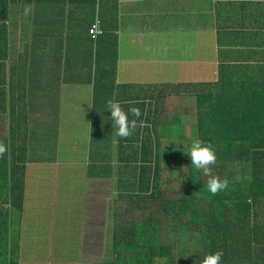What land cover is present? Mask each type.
Wrapping results in <instances>:
<instances>
[{"label":"crops","instance_id":"crops-1","mask_svg":"<svg viewBox=\"0 0 264 264\" xmlns=\"http://www.w3.org/2000/svg\"><path fill=\"white\" fill-rule=\"evenodd\" d=\"M96 21L103 33L94 39L89 30ZM113 51L115 84H104L114 97L126 100L125 111L138 107L149 113L155 108L161 111L160 129L170 116V123L185 128L197 123L193 113L198 93L220 107L221 97H235L233 117L252 110L264 137V114H259L264 113V102L254 100L250 107L240 98L259 90L257 96H264V88L228 86L264 82V0H0V141L8 146L0 158L4 264L20 260L31 214L28 194L39 169L44 188L63 176L64 199H70L65 192L74 189L79 209L70 210L69 203L65 207L69 215L82 217L83 239L88 240L83 234L88 236L90 227L95 232L102 220L103 238L112 244L117 223L130 222L131 211L146 206L120 197L132 190L126 171L130 153L126 151L121 164L110 111L98 110L109 113L106 124L92 115L94 84L89 79L96 77L98 56L102 68L111 63ZM172 85L179 86L177 95L166 93ZM142 103L146 105L140 107ZM170 104L174 114L166 115ZM63 160H81L84 169L62 170L58 165ZM81 173L84 181L79 184ZM22 174L23 208L16 209L11 192L20 188ZM51 200L57 208L51 215L60 216L61 202ZM91 239L89 246L94 245Z\"/></svg>","mask_w":264,"mask_h":264},{"label":"trees","instance_id":"trees-1","mask_svg":"<svg viewBox=\"0 0 264 264\" xmlns=\"http://www.w3.org/2000/svg\"><path fill=\"white\" fill-rule=\"evenodd\" d=\"M112 54L111 63L102 68L98 56L96 77L89 79V83L94 84L93 105L97 111L92 115L102 124H106L111 113L105 108L108 99L114 98L123 108L129 106L124 98L114 97L109 84H104L107 81H111L112 86L115 84L117 59L114 51ZM228 86L264 88V82L239 81L230 82ZM178 88L172 85L166 93L177 95ZM261 92L240 98L251 107L254 100L259 104L264 102V96H257ZM234 98L221 97L224 105L220 107L218 102L206 101L198 93L193 113L197 123L185 127L188 134L182 131L178 137L180 143L169 151L162 144V132L157 131L161 111L152 109L148 113L142 108L140 119L144 118L145 126L128 139L119 138L117 148L121 164L126 151L130 153L126 171L132 180V190L120 197L131 202L142 201L146 206L135 207L130 222L117 223L115 240L107 244L111 249L106 251L105 259L91 264H201L207 254L217 250L224 253L222 264H264V137L256 126V118L251 116L252 110L238 113L241 118L233 117ZM104 109L110 112H98ZM228 109L231 110L228 112ZM169 123L165 128L175 127V123ZM194 139L214 146L217 162L213 174L229 179L228 190L215 196L208 193V177L193 168L187 153ZM21 167L16 169L24 173ZM165 167L177 168L170 185L174 196L162 187ZM119 168L124 171L123 166ZM23 183L22 174L20 188L15 187L11 192L16 209L23 208ZM2 257L4 262L6 253L0 256V264H4ZM15 260L13 258L11 264H19Z\"/></svg>","mask_w":264,"mask_h":264},{"label":"rangeland","instance_id":"rangeland-1","mask_svg":"<svg viewBox=\"0 0 264 264\" xmlns=\"http://www.w3.org/2000/svg\"><path fill=\"white\" fill-rule=\"evenodd\" d=\"M143 70L144 67L142 64L141 72H143ZM85 99L87 101L90 100L89 94L85 96ZM144 105H146V103H144ZM167 107L168 109L165 111L166 115H171V113L174 114L173 105L170 104ZM103 111H106V109ZM109 121L110 123H113L112 118L109 119ZM165 125L168 126V123ZM187 130L188 129L184 127H181V129H178L177 127H167L162 129L159 128L157 131L160 133L162 132L161 135L166 136L164 141H162V144L164 145V149H168L167 151H169L176 147L174 144L180 143L181 139L178 138L180 135L179 133L184 131V134H186ZM193 131H195V129H193ZM165 141L167 142L164 143ZM66 142H68V140H66ZM71 145H73V143H71ZM63 162L64 164L58 165L62 170L73 171L75 169L77 172H82V169H84L81 166V164H83L81 160L76 161L74 164L72 161L63 160ZM42 166L43 165H38V167L41 168ZM100 170L101 173H105L104 168H101ZM176 174L177 168L175 170H170V168L165 167L162 170V187L163 189H167L171 196H174L175 194V192L170 189L171 180ZM42 177L45 178L43 176V171L39 169L37 177H35L33 181V184L35 185L33 191H30L28 194L29 199H27V202L28 205L31 206V214H28L26 217V232L23 235L25 240L23 239L22 241V251L19 253L20 260L18 261V257H15V261L20 264H89L104 260V254L110 249V247L107 246L109 240L107 241L103 238V231H101V227L105 224L102 223V220L96 222L97 225H95V228L98 227V229L95 232H92L90 227L89 232H87L89 233L88 236L83 234L88 240L83 239L81 234L82 230L84 231L82 217L77 213L69 215L68 207H65L69 203L71 204L69 206L70 210L79 209L77 203L81 201L73 199L74 189L67 190L65 194L70 196V199H64L62 187L63 176L57 180H52V184L46 188H44L45 183L44 181L42 182ZM79 177L80 181L78 183L82 184L84 181L82 173ZM70 178L71 177H68V182ZM75 179H77V177ZM55 183H57V185H55ZM74 183L76 184L77 181L74 180ZM54 198H58V202H61L60 216L51 215L52 210H57V208L53 206L51 200ZM32 210L37 211L36 215H33ZM29 215L31 216L29 217ZM98 237L99 239L96 241V238ZM91 238H94L93 246H89L92 242ZM49 241L51 242L49 243ZM84 247H86V250L83 254L82 251ZM1 261L3 262V259Z\"/></svg>","mask_w":264,"mask_h":264},{"label":"clouds","instance_id":"clouds-1","mask_svg":"<svg viewBox=\"0 0 264 264\" xmlns=\"http://www.w3.org/2000/svg\"><path fill=\"white\" fill-rule=\"evenodd\" d=\"M91 107V105H89ZM106 109L111 111L112 126H114V135L120 139H128L133 136L138 129L145 126V121L140 119L141 110L138 107H131L127 111L121 106V103L114 98L106 102ZM129 114L132 119L129 118ZM8 152V146L0 141V158H3ZM191 157L193 168L202 172L207 179L206 190L212 196L226 191L229 188L230 181L228 178H220L213 174V166L217 162V155L214 146L211 143H205L200 139H194L191 143L190 150L187 152ZM222 250L207 254L201 261V264H222Z\"/></svg>","mask_w":264,"mask_h":264},{"label":"built area","instance_id":"built-area-1","mask_svg":"<svg viewBox=\"0 0 264 264\" xmlns=\"http://www.w3.org/2000/svg\"><path fill=\"white\" fill-rule=\"evenodd\" d=\"M102 33H103V31L100 27V22L96 21L95 24L92 25V27L90 28V34L93 38H96L97 36H99Z\"/></svg>","mask_w":264,"mask_h":264}]
</instances>
